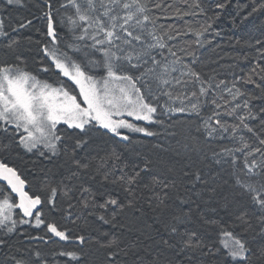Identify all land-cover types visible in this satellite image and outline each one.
<instances>
[{"label": "snow or ice", "instance_id": "snow-or-ice-1", "mask_svg": "<svg viewBox=\"0 0 264 264\" xmlns=\"http://www.w3.org/2000/svg\"><path fill=\"white\" fill-rule=\"evenodd\" d=\"M231 2L181 0L182 8L167 0H64L54 9L53 0H43L48 41L41 51L49 63L41 61L35 72L27 68L20 41L5 42L6 58L0 59V153L15 146L50 161L51 166L32 183L0 159V264H60L56 257H67L66 264H177L178 260L180 264H264V63L257 62L239 80H217L196 69L190 46L180 48L193 56L185 63L173 51L175 45L168 43H179L180 36L191 34L192 43L203 46L205 34ZM3 3L26 6V0ZM60 9L66 10L61 23L70 34L67 39L54 26L53 12L60 14ZM169 9L177 18L202 14L203 23L183 30L175 24H158L155 11L167 18ZM254 13L264 14V0H252L247 15ZM27 24L20 22L19 28ZM9 29L18 31L10 17L0 15V37H8ZM245 43L258 45L264 59V39ZM41 73L55 79L42 78ZM190 84L198 89L189 90ZM244 84H254L259 93ZM162 97L167 98L163 103ZM254 100L262 103L254 105ZM204 107H209L207 114ZM165 113L198 118L195 130L203 139L189 134L185 150L201 157L206 168L215 164L222 171L212 175L187 163L178 176L174 164L162 162L161 170L155 171L157 164L150 158L128 161L115 148L97 150L98 136L128 143L133 140L130 134L156 136V131L137 122L162 125L160 117ZM226 139L238 146L222 145L219 150L213 146L214 141ZM90 150L95 157L78 155ZM237 153L242 154V163ZM224 172L229 179L223 178ZM142 182L151 193L146 203L167 238L159 235L157 241L147 227L134 228L133 222L126 225L138 234L132 240L122 235L104 239L108 233L103 225L116 227L126 211H143L140 201L145 198L137 195ZM109 185L126 196L121 199L110 193ZM225 185L227 195L222 191ZM169 190L177 193L178 206L169 203ZM184 205L189 206L187 212ZM214 205L226 210L229 221L207 214L217 212ZM88 216L102 222L89 224L96 238L91 233L70 234L72 230L61 224L62 219L88 223ZM192 223L205 232L215 231L217 241L210 244L204 234L189 227ZM22 225L42 229L41 234H27L30 241L67 244L57 248L35 244L21 251L14 240ZM142 235L161 250L153 254L152 246L142 243Z\"/></svg>", "mask_w": 264, "mask_h": 264}, {"label": "trees", "instance_id": "trees-1", "mask_svg": "<svg viewBox=\"0 0 264 264\" xmlns=\"http://www.w3.org/2000/svg\"><path fill=\"white\" fill-rule=\"evenodd\" d=\"M54 9L59 6L57 0H53ZM155 2V0H153ZM168 3L175 4L179 7H184L181 3V0H167ZM252 4V0H232L228 8L225 9L213 23V30H210L205 34L206 42L203 46L199 44H193L192 41L195 39L191 34L186 36H180L179 43L177 40L168 41L169 44L175 45L173 51H176L178 56H183L184 62L189 63L193 56L191 54L184 55L180 52V48L184 46H190V52L195 54L196 58V69L202 73V75H215L217 80L225 79L231 82L233 79L239 80L241 76L246 77L253 67H255L257 62L264 63V59H261L259 56V46L258 45H249L246 44V41L254 40L255 38H262L261 33L264 31V14L254 13L253 15H247ZM3 8V7H2ZM47 9L43 5V0H26V6L24 7H7L5 8V17H10L14 27L18 28V31H11V39L15 38L20 41L19 51L27 60V68L30 71L35 72L39 66V63L43 61L46 64V59L41 51L42 46L47 43L48 39L46 36V19L43 16V12ZM2 12V9H1ZM172 10H168L167 18H165V13L160 12L159 10L155 11V14L160 16L158 24L163 25H172L175 24L177 28L183 30L187 26L196 27L198 24L203 23L204 16L198 14L195 16L189 15L182 18H177L171 15ZM62 9H60V14H57L54 10L53 19L55 21V26L62 38L67 39L69 34L64 30L65 25H60ZM32 20V24H27V20ZM24 22L27 24L24 28H19V23ZM67 28V27H66ZM216 32H219L220 35H216ZM10 39V40H11ZM240 41L239 44L236 42ZM6 41L0 43V59L6 58L5 53ZM10 42V41H9ZM165 55H168L167 51L164 52ZM171 59V58H170ZM42 78L55 79L54 76L50 74H40ZM244 88L247 90L259 93V89L256 88L254 84H244ZM189 90H197V84H190L188 86ZM179 91V90H177ZM227 96V93H225ZM167 98L162 97L161 103H163ZM179 103V102H177ZM254 105H260L262 102L259 100L252 101ZM159 111V109H158ZM202 112L207 114L209 112V107H204ZM164 124H142L153 131H156L158 134L156 136L145 137L141 133H134L137 135L132 136L133 140L131 143L124 144L115 139H109L107 137H96L95 146L97 150L103 148L105 150H110L115 148L117 151L121 152L124 159L128 161L139 162L143 159L150 158L156 162L157 167L155 171H160L163 163L174 164L177 168V175L179 176V169L184 167L187 163H192L193 167L204 168L205 172H211L212 175H215L218 170H221L220 165H212L211 169L205 167V162L202 161L195 153H191L185 150V145L190 143L188 137L189 134L193 137H200L203 139L200 133L196 132V126L198 118L190 117L186 113H175L167 114L165 113L160 117ZM232 120L231 117H228ZM62 127L61 129H64ZM71 131V130H69ZM215 147V145H213ZM232 146H238L236 142L233 141ZM217 149V147H215ZM218 147L217 150H219ZM87 154L92 157L96 156V152L90 150L88 153L83 151L79 152L78 155ZM103 155V152H100ZM241 153H237L236 155ZM242 155V154H241ZM0 159H4L5 162L9 163L11 166L17 167L22 176L27 180L35 183L37 178L44 175V169L46 166L50 167V161L35 155L34 153L26 154L18 147H13V149L7 153H0ZM210 163V161H208ZM227 165L224 166L227 169ZM224 179H229L227 173H223ZM188 178H184L185 182ZM146 182V181H145ZM143 183H141L140 188L137 190V195H143L145 199L140 201V205L143 209L142 212H136L135 210L126 211V214H122L118 217V226L113 227L110 225H103V231L108 233V236H105L104 239L109 238L110 236H123L125 240H132L138 234L133 231L129 232L126 225L133 224V227L145 228L151 234V236L158 241L159 235H164L167 238V234L163 231V225L155 223L156 213L152 211L146 199L151 193L144 188ZM31 187V184L29 185ZM26 190H28L26 188ZM108 191L114 195H118L121 199L126 196V193L121 191L115 186L109 185ZM183 189H180L182 194ZM223 194L227 195L229 192L228 185H225L223 188ZM172 199L169 203L174 207L178 206V201L175 200L176 192L169 190ZM14 196V194H13ZM78 199V198H77ZM102 202V201H101ZM72 204H76V199L72 201ZM63 208L67 207V202H63L61 205ZM215 206V205H214ZM184 211L189 210L188 205H184ZM193 208L195 206H192ZM217 207V212H208L207 214L212 216V218L220 219L223 221H229V215L226 213V210L222 207ZM78 208V205H77ZM77 208L73 209V212L77 211ZM204 209L201 208V211ZM102 211V210H97ZM17 212L19 210L17 209ZM88 223H85L83 219L76 220L74 223L70 220H61V224L66 225L69 229L72 230V234H86L91 233L93 238H96V232L93 231L89 224H92L95 221L96 225H99L102 222L96 220L93 216L87 217ZM190 228H195L204 234L205 239L211 244L217 241L218 237L212 229H208L205 232L204 228H200L198 224L192 223L189 225ZM159 228L160 232L157 233L153 229ZM18 231L20 232L19 237L14 240V243L18 248L23 251L25 247H31L35 244H40L43 248H57L63 243L43 245L39 241H30L27 239V234L38 235L42 233V229L36 228L30 225H22L19 227ZM50 235V234H49ZM142 243L145 245H151L153 254L160 251L161 248L153 243V239H149L147 235H142ZM71 250V248L69 249ZM164 255H169L165 251ZM56 260L60 264H66L68 261L64 257H56ZM177 264H180L178 260Z\"/></svg>", "mask_w": 264, "mask_h": 264}, {"label": "bare ground", "instance_id": "bare-ground-1", "mask_svg": "<svg viewBox=\"0 0 264 264\" xmlns=\"http://www.w3.org/2000/svg\"><path fill=\"white\" fill-rule=\"evenodd\" d=\"M58 2L59 3H63L64 2V0H58ZM6 4H4L3 3V0H0V15H3V16H5L4 15V13H5V8H6ZM3 7V8H2ZM7 7H13V6H7ZM1 9H2V12H1ZM66 10L65 9H62V13L61 14H63L64 12H65ZM54 13V12H53ZM60 25H63V23H61L60 22ZM54 26H55V24H54ZM64 26V25H63ZM56 27V26H55ZM68 34H69V32H68V29L65 27V29H64ZM70 35V34H69ZM11 36H12V33H10L9 32V36L8 37H0V43L1 42H4V41H10V39H11ZM47 39H48V37H47ZM44 55V54H43ZM45 57V56H44ZM159 58V57H158ZM45 59H46V64H48L49 63V61L47 60V58L45 57ZM41 74H44V73H41ZM46 74H49V73H46ZM228 120H229V122L231 123V122H233L232 120H230L229 118H227ZM130 135H132V136H134V135H137V134H130ZM152 138V137H151ZM121 143H124V142H121ZM124 144H128V142H125ZM231 144H233V141H231V140H223V141H214L213 142V145H215V147H217V149H218V147H220V146H222V145H228V146H231ZM21 149V148H20ZM22 151H24L23 149H21ZM25 153V152H24ZM27 154H30V153H27ZM237 157H240L241 159H239L238 160V163H242V155L240 154H238L237 155ZM70 234H72V233H70ZM56 239H58V238H56ZM60 243H63V244H67V242H63V241H61ZM64 258H66L67 260H68V258L67 257H64ZM73 264H74V262H73Z\"/></svg>", "mask_w": 264, "mask_h": 264}, {"label": "rangeland", "instance_id": "rangeland-1", "mask_svg": "<svg viewBox=\"0 0 264 264\" xmlns=\"http://www.w3.org/2000/svg\"><path fill=\"white\" fill-rule=\"evenodd\" d=\"M137 123H139L141 126H142V124H146V123L143 122V121H140V122H137ZM59 127L62 128V125H60Z\"/></svg>", "mask_w": 264, "mask_h": 264}, {"label": "water", "instance_id": "water-1", "mask_svg": "<svg viewBox=\"0 0 264 264\" xmlns=\"http://www.w3.org/2000/svg\"><path fill=\"white\" fill-rule=\"evenodd\" d=\"M0 183H3V182H0Z\"/></svg>", "mask_w": 264, "mask_h": 264}]
</instances>
